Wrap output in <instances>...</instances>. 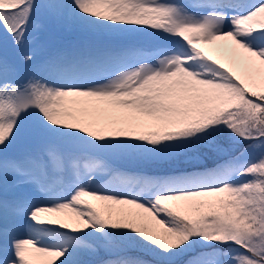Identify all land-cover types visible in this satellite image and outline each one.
I'll return each mask as SVG.
<instances>
[{
    "label": "snow or ice",
    "instance_id": "1",
    "mask_svg": "<svg viewBox=\"0 0 264 264\" xmlns=\"http://www.w3.org/2000/svg\"><path fill=\"white\" fill-rule=\"evenodd\" d=\"M41 16L177 39L37 65L23 49ZM0 26L31 65L22 78L0 56V264H96L132 248L152 259L103 264H264V0H0ZM203 149L228 158L175 174L117 166Z\"/></svg>",
    "mask_w": 264,
    "mask_h": 264
},
{
    "label": "rangeland",
    "instance_id": "2",
    "mask_svg": "<svg viewBox=\"0 0 264 264\" xmlns=\"http://www.w3.org/2000/svg\"><path fill=\"white\" fill-rule=\"evenodd\" d=\"M184 1V0H183ZM192 11H195V10H192ZM44 18L46 19V20H48L49 21V18H47L46 16H44ZM51 20V19H50ZM54 21V20H53ZM43 22V21H42ZM41 21H39V23H40V25H42L41 27H39L37 30H35V31H33V30H29V33H28V38H29V40H33L34 39V42H32V43H30V44H28V45H26L25 47H24V49L25 50H27V51H31V52H33V54H34V56H35V60L37 59V58H41L42 59V57H43V49H42V51L40 50V47H41V41H44V36L46 35V28H45V26H47V24L44 22V23H42ZM54 22H56V21H54ZM57 23V22H56ZM60 24V23H59ZM60 25H62L61 27L62 28H64L65 30H68V31H73L74 30V28H69V27H67V26H65V25H63V24H60ZM0 27H2V26H0ZM3 31H4V29H3ZM80 31H82V30H80ZM5 32V31H4ZM84 34L85 33H87V34H89V35H92V36H94V35H104V36H106V35H114V34H107V33H92V32H87V31H82ZM0 34H2V32H0ZM148 34H154L153 33V31L152 30H147V37H149V35ZM120 36H126V34H119ZM119 35H117V36H119ZM175 39H177V38H165V37H163L162 35H159V34H154V36H150L149 37V43H150V46H151V48H155V47H159V46H163V45H167V44H170V43H172V42H174V40ZM12 42V39H9L8 41H7V44H6V42H5V40H3V41H1L0 42V46L1 47H3V48H5L6 50H7V48H6V46H8L9 47V42ZM119 43H121V41H119L118 42V44ZM12 45H13V48L16 50L17 48L15 47V45L12 43ZM201 47H203V48H205V50H209V49H211V48H213L214 46H210V45H201ZM9 49V51H10V48H8ZM18 50V49H17ZM8 51V50H7ZM8 51V52H9ZM14 56V52H11L10 54H9V56ZM37 65H39V64H37ZM29 69H30V66H28V68L26 67V69H25V71H24V75H23V77L24 76H26L27 75V73H28V71H29ZM219 144H221L223 147H225V148H228V149H231L232 148V145H231V143H230V141L227 139V138H223V140H221V141H219L218 142ZM246 143H248L247 141H244V142H242L240 145H237L236 146V151H230L229 152V155H236V154H238V151L240 150V148H242L243 147V145L244 144H246ZM25 143H22V144H20L18 147H17V150L16 151H22V150H24L25 148L22 146V145H24ZM27 147H31V145H27ZM15 151V152H16ZM10 154H13V153H10ZM216 154V159H219V158H221V157H225V158H228L227 156H225V155H221V154H217V153H215ZM207 156V154H201V153H199V159L198 160H191V159H189V158H187V157H185L184 158V161H187V162H189L190 164H194V163H201V161L204 159V156ZM133 163H131V165H132ZM183 165H185V164H183ZM41 202H43V201H41ZM64 215H66V214H64ZM63 217H65V216H63ZM63 217H59V218H63ZM201 249H199V250H197V251H200ZM206 250V249H205ZM186 259H188V257H186Z\"/></svg>",
    "mask_w": 264,
    "mask_h": 264
},
{
    "label": "trees",
    "instance_id": "3",
    "mask_svg": "<svg viewBox=\"0 0 264 264\" xmlns=\"http://www.w3.org/2000/svg\"><path fill=\"white\" fill-rule=\"evenodd\" d=\"M223 140V138H220L218 140L221 141ZM201 154H207V156L205 155L204 156V159L202 161L204 162H212L211 160H214L216 158V154L215 152H209L207 149H203L201 150L200 152ZM184 156H180L178 157L176 160L174 161H168V162H158V163H150V162H142V161H137V160H122L118 163V165H125V166H130V167H135V169H140V170H143L144 169H147L149 171L147 172H151V171H154V172H158V171H166V170H171L172 168H174L175 166H178V165H183V164H190L189 162L187 161H184ZM131 163H133L131 165ZM196 165V164H194ZM192 166V165H191ZM152 173V172H151ZM93 203H96V202H93ZM69 214H60L59 217H63V216H67ZM48 218V217H46ZM199 250V249H197ZM115 251H122V252H125V253H136V256L138 257H143L147 260H151V256L146 254V252L143 250V249H140V248H132V249H116ZM104 253V254H103ZM105 255V251L104 250H101L96 256H94L92 259L94 261L97 260L98 257L100 256H103ZM186 257H184L183 259H185Z\"/></svg>",
    "mask_w": 264,
    "mask_h": 264
}]
</instances>
